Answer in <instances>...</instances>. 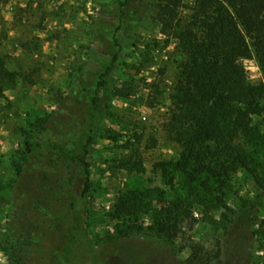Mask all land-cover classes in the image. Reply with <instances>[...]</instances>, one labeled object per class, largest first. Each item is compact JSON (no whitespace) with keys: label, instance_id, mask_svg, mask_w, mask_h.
<instances>
[{"label":"rangeland","instance_id":"1","mask_svg":"<svg viewBox=\"0 0 264 264\" xmlns=\"http://www.w3.org/2000/svg\"><path fill=\"white\" fill-rule=\"evenodd\" d=\"M191 1L182 0V17L190 14ZM159 3L0 0V51L7 67L18 73L0 100V264H18L14 248L23 247L26 264H69L64 255L67 228L55 216L70 211L72 183L59 180L66 178L64 162L55 157L52 162L61 173L38 180L54 185L58 213L45 200L23 206L24 195L16 189L18 173L28 162L25 141L40 121H46L51 139L73 149L84 142L88 123L96 129L88 155L86 217L95 246L92 264H264V180L259 168L235 172L221 203L196 204L163 236L152 226L151 211L139 216L140 229L133 217L114 215L115 204L129 194L154 190V208L183 191L182 174L174 169L181 148L164 130L180 58L175 40L166 44L160 33ZM110 50H119V62L97 92L89 61L107 59L109 53L101 56ZM241 62L250 81L264 82L255 58ZM96 96V113L89 118ZM253 123L264 133V111L253 116ZM162 166L173 175L170 185Z\"/></svg>","mask_w":264,"mask_h":264},{"label":"trees","instance_id":"2","mask_svg":"<svg viewBox=\"0 0 264 264\" xmlns=\"http://www.w3.org/2000/svg\"><path fill=\"white\" fill-rule=\"evenodd\" d=\"M182 7V0L159 3L163 20L160 33L166 44L175 40L180 58L164 130L166 138L181 148L174 169L182 174V194L150 208L154 190L148 189L129 194L114 209L118 218L133 217L138 228L139 216L151 211L152 226L162 236L176 227V220L188 216L196 204L221 203L224 189L238 170L259 168L264 180V133L253 123V116L264 111V82L250 81L241 62L255 58L264 77V0H192L191 12L185 17L180 14ZM107 53V59L99 58L95 64L89 61L90 67H95L97 92L106 86L119 62V50H110L101 57ZM6 63L0 51V100L7 85L18 76ZM97 98L91 100L89 118L95 116ZM45 122L40 121L38 130L25 141L28 162L18 173L16 189L24 195L23 206L45 200L52 206L51 211L58 213V204L52 201L54 185L43 182L54 172L61 173V167L52 162L54 158L63 161L66 178L59 180L63 185L72 183L70 211L55 214L67 228L64 255L69 264H92L95 246L86 217L91 193L88 155L96 129L88 123L83 131L84 142L73 149L51 139ZM161 170L166 182L172 184L170 168L162 166ZM27 253L24 247L14 248V261L26 264Z\"/></svg>","mask_w":264,"mask_h":264},{"label":"built area","instance_id":"3","mask_svg":"<svg viewBox=\"0 0 264 264\" xmlns=\"http://www.w3.org/2000/svg\"><path fill=\"white\" fill-rule=\"evenodd\" d=\"M144 118V117H143Z\"/></svg>","mask_w":264,"mask_h":264}]
</instances>
